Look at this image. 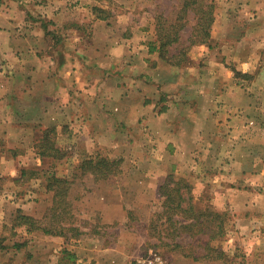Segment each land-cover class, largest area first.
<instances>
[{
	"label": "crops",
	"instance_id": "obj_1",
	"mask_svg": "<svg viewBox=\"0 0 264 264\" xmlns=\"http://www.w3.org/2000/svg\"><path fill=\"white\" fill-rule=\"evenodd\" d=\"M138 7V0H0V264L136 258L139 246L122 241V183L72 188L75 214L87 223L81 237L17 224L19 211L41 219L51 206L44 171L67 177L100 150L113 160L134 148L140 165L159 170L150 173L154 193L173 170L195 195H212L216 209L234 205L248 217L264 202V141L255 137L264 136V0H219L211 42L192 48L183 67L152 51L154 16ZM49 128L69 152L61 160L38 153ZM88 226L101 232L90 235Z\"/></svg>",
	"mask_w": 264,
	"mask_h": 264
},
{
	"label": "rangeland",
	"instance_id": "obj_2",
	"mask_svg": "<svg viewBox=\"0 0 264 264\" xmlns=\"http://www.w3.org/2000/svg\"><path fill=\"white\" fill-rule=\"evenodd\" d=\"M138 3V9H146L148 11H152L153 13L155 25L154 40L157 39L156 27L158 25H162V23L164 24L161 17L164 16L165 18L172 20L181 5L180 0H138ZM215 4L216 13L218 14L219 0H215ZM193 17L194 15L190 14L188 22L189 25L182 31L181 34V42L173 46L171 50L173 48H186L189 45L188 39L192 35L193 27L195 25V20H193ZM218 21L219 17L217 15V22ZM185 22L186 20L184 23ZM168 26L169 25H165L162 27L164 29L163 33L169 30ZM173 53L163 56L162 61L164 64L173 66L171 65L172 62L178 61L176 58L172 57ZM188 59L185 63H183L184 65L180 67L185 66L188 63ZM250 79L251 78H249V80ZM260 132L262 131H257L255 133V137H257V139L260 141H264V136ZM52 137L58 145L60 143L58 136L53 135ZM127 152L128 150L125 149L124 154ZM67 153L69 152H65L66 155H68ZM98 153L102 157H108L110 159V157L107 155L108 151L100 150ZM61 155L62 152L60 156ZM126 155V158L113 159L120 161V166L118 169L119 172L117 171L118 173L112 174L107 180L103 178L97 180L90 173L83 174V171L79 170L76 166L73 167V165L69 167V175L67 177L71 176L70 178L75 183L72 188L77 187V190L79 191L82 189L88 190L89 187L96 188L99 185L107 186L109 184V186H115L119 183H122V189L126 191V197L128 198V206H126L125 210L128 215V225L126 231L122 232V241H126L128 244H132L133 246H139V250L138 248L136 249V258L130 260L128 264H139L138 261L148 257L150 251L163 256L166 264H264V202L261 203L259 208L253 209L248 217H246L244 213L243 214L245 217H242L234 205H229V207H227L225 210L214 208L210 204L212 195L204 194L200 197L195 195L194 185L184 179L190 184L191 194L194 197L193 204L198 209L221 211L227 212L229 214V220H227L226 227L227 233L225 237L219 238L212 243L214 247L219 248L224 252L222 259L216 261H195L194 258L197 257V255H202L201 253H207V251L203 248V244L205 241H207V239H209L208 235L202 236L200 233L191 238L189 236L190 233L186 228H180V225L172 227L168 222V216L165 214V198L161 196L160 188L159 193H154L155 190L150 186L151 184L155 185L157 182V179H150V173L153 170H159L153 166L151 167L150 164L147 166L140 165L139 153L136 152L134 148ZM55 168L56 167L52 168V170L56 172ZM65 170L66 169L63 171ZM172 171H164L167 173V177L162 180L160 187L167 181V179L171 178L172 176H174L176 179H181V177L173 174ZM74 174H77L78 176L74 178ZM203 178L205 180L210 179V177H205V174H203ZM139 188H142V190H146L148 188L149 191L151 189L153 193L151 192L149 194H144L142 193V190H139ZM71 196L72 192L70 191L69 197ZM53 197L54 194L51 193L50 200L52 201V204ZM185 199L186 203L183 205L184 207H187L189 205L190 194L185 195ZM151 201L153 202L152 205L149 203ZM52 204L48 208H51ZM183 216L184 214H181L179 218H182ZM247 218L249 221L245 222V224H241V221L248 220ZM87 229L89 231L87 233L90 235L94 234V232H90L91 229L92 231L101 232V229L99 228V230L98 226H93V228L88 226ZM176 229L177 231H175ZM107 233H109L108 230ZM190 239L193 240L190 242ZM173 241L180 243L181 246L175 247L172 245H166V243L173 244ZM197 244L199 245L197 246ZM190 253L192 255L188 257L185 256L186 254ZM217 254L218 253H213L212 255L217 256Z\"/></svg>",
	"mask_w": 264,
	"mask_h": 264
},
{
	"label": "trees",
	"instance_id": "obj_3",
	"mask_svg": "<svg viewBox=\"0 0 264 264\" xmlns=\"http://www.w3.org/2000/svg\"><path fill=\"white\" fill-rule=\"evenodd\" d=\"M180 3V8L172 20L164 16L161 17L164 24L162 23V25L156 27L157 39L149 43L152 51L159 52L161 59L163 56L176 52L172 54V57L178 61L172 62L171 65L178 67L184 65L183 63L188 59L189 52L195 45L209 44L211 42L213 26L217 22L215 0H180ZM95 11L100 17L103 16L101 8H95ZM190 14L194 15L195 25L192 35L188 39L189 45L186 48H173L171 50L173 46L181 42V34L189 25ZM185 20L186 22L184 23ZM165 25H169V30L163 33L164 29L162 27ZM53 135H57L56 128H49L44 131V136L36 144L38 153L41 156H54L56 159L67 157L65 152L58 148L52 137ZM61 152L62 155L60 156ZM119 166L120 161L97 155L83 161L77 168L83 171V174H92L97 180L100 178L107 180L112 174L119 172ZM73 176L76 178L78 175L75 174ZM43 177L46 180L48 192L54 194L52 207L48 209L45 216L41 219L25 215L22 211H19L17 224L26 226L29 232L40 231L52 236L77 238L84 235L82 226L87 223H80L79 218L75 214L73 202L69 197L70 191L75 184L73 180L70 177H59L51 168L44 171ZM160 192L161 196L165 198L164 210L172 227L180 225V228H186L191 238L200 233L202 236L208 235L209 239L203 244V248L207 253L197 255L194 260H221L224 252L214 247L212 243L219 238L225 237L229 214L221 211L198 209L193 204L194 197L191 194L190 184L182 178L176 179L172 176L167 179L160 187ZM189 194V205L184 207L183 204L186 203L185 195ZM181 214H184L183 219L179 218ZM192 240L190 239V242ZM166 245L181 246L180 243L174 241L173 244L166 243ZM213 253L218 254L214 256L212 255ZM190 255L192 254H186L185 256L188 257Z\"/></svg>",
	"mask_w": 264,
	"mask_h": 264
},
{
	"label": "built area",
	"instance_id": "obj_4",
	"mask_svg": "<svg viewBox=\"0 0 264 264\" xmlns=\"http://www.w3.org/2000/svg\"><path fill=\"white\" fill-rule=\"evenodd\" d=\"M138 263L139 264H166L163 256L153 251H150L149 256L142 260L140 259Z\"/></svg>",
	"mask_w": 264,
	"mask_h": 264
}]
</instances>
